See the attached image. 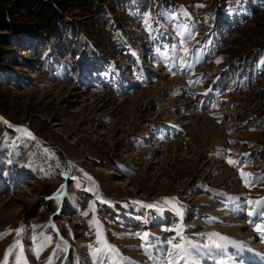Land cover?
<instances>
[{"label": "rangeland", "instance_id": "rangeland-1", "mask_svg": "<svg viewBox=\"0 0 264 264\" xmlns=\"http://www.w3.org/2000/svg\"><path fill=\"white\" fill-rule=\"evenodd\" d=\"M100 4L107 28L77 5L43 46L0 42V264H264V0ZM194 50L185 92L163 65Z\"/></svg>", "mask_w": 264, "mask_h": 264}, {"label": "trees", "instance_id": "trees-1", "mask_svg": "<svg viewBox=\"0 0 264 264\" xmlns=\"http://www.w3.org/2000/svg\"><path fill=\"white\" fill-rule=\"evenodd\" d=\"M109 1L112 3V0ZM77 5L84 7L86 12L97 14L105 28L110 26V17L103 20L105 10L100 0H0V30L9 31L7 35L1 36L0 42L9 47L17 44L24 48L32 43L43 46L65 30L63 11ZM76 26L73 24V29H76ZM77 29L74 31L76 46H86L84 40L88 26L81 24ZM26 40L30 41L27 46ZM65 44L71 45L69 40H66ZM95 45L99 47L100 44Z\"/></svg>", "mask_w": 264, "mask_h": 264}, {"label": "crops", "instance_id": "crops-1", "mask_svg": "<svg viewBox=\"0 0 264 264\" xmlns=\"http://www.w3.org/2000/svg\"><path fill=\"white\" fill-rule=\"evenodd\" d=\"M195 54H196L195 52H193V54H190V51H189V53H186V55L183 56L184 61L181 64L177 66H173V67L166 65L167 67L166 69L172 67L170 70H167V73L169 75L174 74L173 77L184 79V82L186 85L194 84L195 81L199 82L201 78L195 77L196 76L195 73L197 72V69H198L197 68L198 64L194 60Z\"/></svg>", "mask_w": 264, "mask_h": 264}, {"label": "bare ground", "instance_id": "bare-ground-1", "mask_svg": "<svg viewBox=\"0 0 264 264\" xmlns=\"http://www.w3.org/2000/svg\"><path fill=\"white\" fill-rule=\"evenodd\" d=\"M172 82H178L179 83V80L178 79H175V80H172ZM171 84V83H170ZM188 105V103H186V106ZM197 118H200L199 116L197 117ZM180 120L182 121H184V120H186V116L184 115V116H182V117H180ZM178 121H179V119H178ZM219 137V136H218ZM234 205V204H233ZM231 207V206H230ZM233 207V206H232ZM220 209V208H219ZM221 210V209H220ZM234 210L235 211H237L236 213L237 214H239V215H242L243 214V212L244 211H241L242 210V206L241 205H235L234 206ZM222 212H219L218 214H216L218 217H219V219L220 220H222V221H225L226 219H232L231 217H233V215L234 214H232V212L231 211H226V210H221ZM215 215V216H216ZM236 215V214H235ZM234 218V217H233ZM223 223V222H222ZM232 224V223H231ZM235 224V223H234ZM233 224V225H234ZM225 226V225H224ZM227 226H225V228H226ZM229 228V227H228ZM245 228L241 225L240 227L238 226V227H231L230 229H227V231L226 232H230V233H232V234H234V235H236V236H238V237H241V238H243V239H246V240H248L249 239V231L247 232V231H245L244 230ZM227 235H228V233H227ZM231 235V234H230ZM228 239V238H227ZM229 241H230V239H228ZM217 246V245H216ZM210 251H212V250H210ZM215 251V250H214ZM241 252H243V251H241ZM158 254H160V253H158ZM257 255V254H256ZM226 257H227V255H226ZM156 260V259H155ZM157 262H158V264H163V263H161V260L160 261H158V260H156ZM163 262V261H162ZM192 262V261H191ZM221 262V261H220ZM262 262H264V261H262ZM193 264H194V262H192ZM232 263H233V261H232ZM260 264H262V263H260Z\"/></svg>", "mask_w": 264, "mask_h": 264}, {"label": "snow or ice", "instance_id": "snow-or-ice-1", "mask_svg": "<svg viewBox=\"0 0 264 264\" xmlns=\"http://www.w3.org/2000/svg\"><path fill=\"white\" fill-rule=\"evenodd\" d=\"M30 135V134H29ZM229 163H232L231 161H229ZM243 175V174H242ZM101 203H104V201L103 200H101ZM165 203H170V201H168V200H165ZM258 203H264V202H258ZM90 207H92L91 205H90ZM145 207H148V208H152V207H154V205H145ZM177 214L179 215L180 213H179V209H177ZM253 213L252 212H250L249 213V215H252ZM260 215L261 216H264V209H261V211H260ZM257 230L258 231H264V229H262V228H260L259 226L257 227ZM100 234H99V232H98V236H99ZM176 249H179V250H181V251H183V246L182 245H179V244H177V245H175L174 246ZM111 251H115L114 249H110ZM7 255V254H6Z\"/></svg>", "mask_w": 264, "mask_h": 264}]
</instances>
